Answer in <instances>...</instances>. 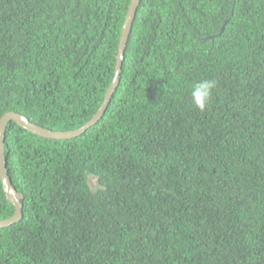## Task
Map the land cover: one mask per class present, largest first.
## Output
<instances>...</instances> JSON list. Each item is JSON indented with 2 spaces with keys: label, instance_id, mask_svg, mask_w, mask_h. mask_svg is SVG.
I'll return each mask as SVG.
<instances>
[{
  "label": "trees",
  "instance_id": "trees-1",
  "mask_svg": "<svg viewBox=\"0 0 264 264\" xmlns=\"http://www.w3.org/2000/svg\"><path fill=\"white\" fill-rule=\"evenodd\" d=\"M130 2L0 0V119L86 125ZM4 162L0 264H264V0H140L101 119L9 122Z\"/></svg>",
  "mask_w": 264,
  "mask_h": 264
},
{
  "label": "water",
  "instance_id": "water-1",
  "mask_svg": "<svg viewBox=\"0 0 264 264\" xmlns=\"http://www.w3.org/2000/svg\"><path fill=\"white\" fill-rule=\"evenodd\" d=\"M140 4V0H131L130 5L128 7L124 24L121 29V34L119 38L117 56H116V64L114 70V76L110 86L108 87L103 102L100 106L98 112L94 115V117L83 127L79 128L76 131L65 132V133H54L49 132L35 125L30 124L24 117L16 114V113H7L0 119V182L2 184V190L5 195L7 202L12 205L14 209V213L11 218L0 221V229L7 228L17 222H19L22 218V200L23 195L18 193L11 184L10 178L8 177V173L6 170V165L4 162V137H5V128L9 122H13L18 125L20 128L26 130L27 132L44 139L57 140V141H66L72 140L83 133H85L88 129L93 127L103 116L111 97L113 96L120 79V72L124 58V51L126 48L127 40L132 28V24L136 15L137 8Z\"/></svg>",
  "mask_w": 264,
  "mask_h": 264
},
{
  "label": "clouds",
  "instance_id": "clouds-1",
  "mask_svg": "<svg viewBox=\"0 0 264 264\" xmlns=\"http://www.w3.org/2000/svg\"><path fill=\"white\" fill-rule=\"evenodd\" d=\"M217 87L215 79H201L191 86L190 99L194 108L203 111L210 103L213 90ZM96 183V182H95Z\"/></svg>",
  "mask_w": 264,
  "mask_h": 264
},
{
  "label": "rangeland",
  "instance_id": "rangeland-1",
  "mask_svg": "<svg viewBox=\"0 0 264 264\" xmlns=\"http://www.w3.org/2000/svg\"><path fill=\"white\" fill-rule=\"evenodd\" d=\"M89 183H90V185H91L92 188H96L95 180L89 179Z\"/></svg>",
  "mask_w": 264,
  "mask_h": 264
}]
</instances>
